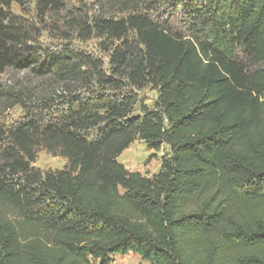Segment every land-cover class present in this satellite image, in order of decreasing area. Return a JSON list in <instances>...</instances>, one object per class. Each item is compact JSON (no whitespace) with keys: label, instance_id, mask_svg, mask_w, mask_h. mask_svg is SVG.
I'll use <instances>...</instances> for the list:
<instances>
[{"label":"trees","instance_id":"trees-1","mask_svg":"<svg viewBox=\"0 0 264 264\" xmlns=\"http://www.w3.org/2000/svg\"><path fill=\"white\" fill-rule=\"evenodd\" d=\"M12 1L0 75L57 85L0 87V264H264V0H97L92 15L16 0L34 22ZM40 30L96 38L106 66L67 45L38 55ZM146 86L154 105L134 114ZM136 139L169 147L151 176L117 160ZM40 147L64 167L35 168Z\"/></svg>","mask_w":264,"mask_h":264},{"label":"rangeland","instance_id":"rangeland-1","mask_svg":"<svg viewBox=\"0 0 264 264\" xmlns=\"http://www.w3.org/2000/svg\"><path fill=\"white\" fill-rule=\"evenodd\" d=\"M97 0H64L68 10L74 15H92L97 11ZM22 8H25L24 17L28 22H34V4L32 2H26L23 7L14 0L11 4V9L16 14H21ZM35 49L38 55L45 53H54L63 46L67 45L74 50L86 51L93 54L95 57H102L105 66L107 59L105 53L99 49V41L96 38H90L87 41L81 42L75 37H69L68 40H63L60 37V33L57 30L47 31L40 30L35 37ZM57 85V80L54 77L46 76L41 79H36L32 72L28 70L16 71L8 70L4 74L0 75V87L6 89L11 87L14 91H26L33 90L44 92V94H50L54 86ZM28 93V92H27ZM135 94L138 97V103L134 108V114L140 112V105L144 104L148 107H152L157 97V93L151 86H146L141 90H135ZM23 116V110L19 105L12 106L3 116L1 121L10 125ZM169 153V147L163 144L159 149L149 148L142 140L136 139L130 145L125 148L122 153L117 157V160L121 162L130 171H139L143 175L151 176L156 173L160 168V157L163 154ZM66 160L59 156H53L44 148H38L36 158L32 165L41 171L48 169H60L63 168ZM141 258L138 254L128 252L125 254H115L112 256V262L110 264H139Z\"/></svg>","mask_w":264,"mask_h":264}]
</instances>
